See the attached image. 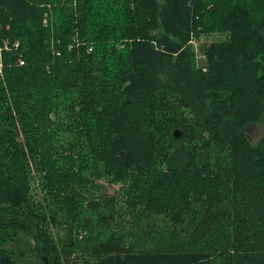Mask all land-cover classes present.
Listing matches in <instances>:
<instances>
[{"label": "trees", "instance_id": "1", "mask_svg": "<svg viewBox=\"0 0 264 264\" xmlns=\"http://www.w3.org/2000/svg\"><path fill=\"white\" fill-rule=\"evenodd\" d=\"M0 49V264H264V0H0Z\"/></svg>", "mask_w": 264, "mask_h": 264}, {"label": "rangeland", "instance_id": "2", "mask_svg": "<svg viewBox=\"0 0 264 264\" xmlns=\"http://www.w3.org/2000/svg\"><path fill=\"white\" fill-rule=\"evenodd\" d=\"M220 39H222V36L219 34L201 35L199 39H194L192 41V45L194 47V52L197 58H200V54H201L199 52L200 45H205V44L208 45L211 42ZM7 43L8 42L5 40L4 49H8ZM13 46L14 48H16L18 46V43L14 42ZM1 66L2 64H1V53H0V69ZM263 134H264V120L258 123L248 125L245 129V135L251 143H255ZM59 137L60 139L64 141H69L71 143L74 140L73 137H70L67 134H59ZM29 185H30V197L35 202L37 208L43 210L42 206L43 207H46L47 205L50 206V201L47 199L45 192L41 190L40 187L41 179L38 174L34 172L31 174ZM120 189H121V184L111 183L106 177H100L96 179V181L94 182L92 192L95 195L105 194L107 197H118V195H120ZM124 212L130 216L132 215L128 210V208ZM45 213L47 218V224L45 227H47V229L49 230L53 240L57 244V247H59L60 249L67 248L68 251H71L70 261L72 263L87 264L86 262H84L79 258L80 255L76 250H72L73 247L71 245H69L66 248L64 247L66 240H68L69 242L70 241L75 242L81 240L82 236H84L83 232H72V234H69L67 232V230L69 229V226L67 224H63L61 228L60 226H56V223L53 222L54 219L57 221L62 220L61 213L55 214L54 211H45ZM89 215L90 212H86L85 217H88ZM125 217L128 218L127 215ZM166 223H170V222L166 220ZM97 231H99L98 235L100 237H109L111 234L116 235L119 233V231L116 230L114 226H109L106 228H101V226H98ZM68 236H70V240ZM127 241L129 242L131 240L127 238ZM148 245L151 246V244ZM5 248L9 252H12L13 258L15 259L14 261L15 264H41L39 259L36 258V254L34 250V241L30 236L19 234L16 240L14 242L9 241V243L5 245Z\"/></svg>", "mask_w": 264, "mask_h": 264}, {"label": "water", "instance_id": "3", "mask_svg": "<svg viewBox=\"0 0 264 264\" xmlns=\"http://www.w3.org/2000/svg\"><path fill=\"white\" fill-rule=\"evenodd\" d=\"M172 136H173V138H174L175 140H177V139H180V137L182 136V134H181L180 131H178V130H174V131H172Z\"/></svg>", "mask_w": 264, "mask_h": 264}]
</instances>
